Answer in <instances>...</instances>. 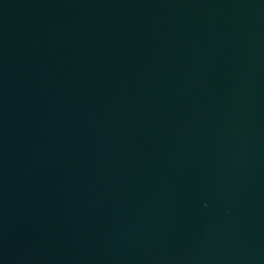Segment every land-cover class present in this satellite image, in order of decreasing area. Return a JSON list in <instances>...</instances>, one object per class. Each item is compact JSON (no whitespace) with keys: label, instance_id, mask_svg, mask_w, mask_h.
<instances>
[{"label":"water","instance_id":"95a60500","mask_svg":"<svg viewBox=\"0 0 264 264\" xmlns=\"http://www.w3.org/2000/svg\"><path fill=\"white\" fill-rule=\"evenodd\" d=\"M0 264H264V0H0Z\"/></svg>","mask_w":264,"mask_h":264}]
</instances>
